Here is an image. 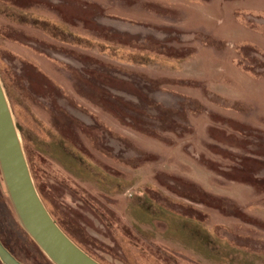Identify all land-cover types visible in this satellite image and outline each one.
I'll return each instance as SVG.
<instances>
[{"label": "rangeland", "instance_id": "374dc122", "mask_svg": "<svg viewBox=\"0 0 264 264\" xmlns=\"http://www.w3.org/2000/svg\"><path fill=\"white\" fill-rule=\"evenodd\" d=\"M0 81L94 260L264 264V0H0ZM0 242L49 264L1 170Z\"/></svg>", "mask_w": 264, "mask_h": 264}, {"label": "water", "instance_id": "95a60500", "mask_svg": "<svg viewBox=\"0 0 264 264\" xmlns=\"http://www.w3.org/2000/svg\"><path fill=\"white\" fill-rule=\"evenodd\" d=\"M0 170L17 216L53 264H100L59 227L34 184L6 94L0 81ZM4 264H22L0 242Z\"/></svg>", "mask_w": 264, "mask_h": 264}, {"label": "trees", "instance_id": "16d2710c", "mask_svg": "<svg viewBox=\"0 0 264 264\" xmlns=\"http://www.w3.org/2000/svg\"><path fill=\"white\" fill-rule=\"evenodd\" d=\"M49 211V210H48ZM50 212V211H49ZM51 214V213H50ZM52 215V214H51ZM53 217V216H52ZM34 243V242H33ZM35 244V243H34ZM36 245V244H35ZM37 249L40 251V253L45 257V255L41 252V250L36 245ZM49 264H52L47 258H45Z\"/></svg>", "mask_w": 264, "mask_h": 264}]
</instances>
